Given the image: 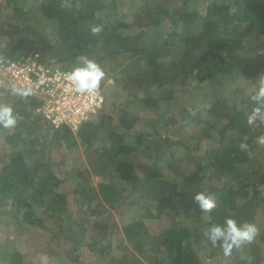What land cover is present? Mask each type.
<instances>
[{"label": "trees", "instance_id": "obj_1", "mask_svg": "<svg viewBox=\"0 0 264 264\" xmlns=\"http://www.w3.org/2000/svg\"><path fill=\"white\" fill-rule=\"evenodd\" d=\"M25 1L0 0V65L37 53L42 62L69 71L76 57L84 56L103 69L102 90L108 82L122 84L125 106L111 105L112 113L103 109L98 120L84 121L72 132L46 123L26 96L0 89V101L11 105L17 118L14 127H0L5 132L0 227L19 230L12 251L0 241V263L27 264L31 255L62 258L63 249L51 248L72 241L65 224L76 223L74 215L81 214L86 224H78L80 234L93 231L85 244L98 260L92 264H264V121L247 119L256 106L250 96L264 75V0H212L203 10L190 4L188 11L192 0H145L130 24L110 19L107 25L102 22L113 14L110 0H34L30 9ZM161 22L172 31L163 33ZM34 24L50 28V41L28 44ZM96 25L101 31L92 34ZM215 80L221 84L213 94L215 118H208L213 109L203 117L208 105L200 102L205 107L184 105L159 117L160 131L153 127L159 121L149 112L156 115L190 88ZM141 119L151 133L133 134ZM78 148L81 158L72 159L68 171L63 163ZM52 151L58 160H51ZM197 192L214 197L210 212L192 199ZM179 201L193 209L191 226L173 219L149 235L145 221L161 222ZM130 206L136 218L125 209ZM112 211L120 218L126 214L123 242L114 249L111 239L119 228ZM228 217L251 222L258 231L252 242L225 256L205 232ZM19 245L25 253L17 251Z\"/></svg>", "mask_w": 264, "mask_h": 264}, {"label": "rangeland", "instance_id": "obj_2", "mask_svg": "<svg viewBox=\"0 0 264 264\" xmlns=\"http://www.w3.org/2000/svg\"><path fill=\"white\" fill-rule=\"evenodd\" d=\"M23 1V0H22ZM34 0H26L25 2H22L23 5L25 6L26 9H30L34 6L33 4ZM41 0H35V2H40ZM113 2V6H114V10H113V14L111 13L110 17L105 19L102 24L103 25H107V22L110 21V19H114L117 20L119 22H124L127 24H130L133 21V15L138 11L139 8L143 7L144 4L143 2L145 0H110ZM158 0H150V4L157 2ZM177 1V0H175ZM210 1L212 0H192L191 2L187 3V7L184 8L186 9V11L189 10V8L191 7L190 4H192L194 7H198V9L203 10L204 6L206 4H208ZM217 2H221V0H214ZM229 0H222V2H227ZM3 22V17L0 15V24H2ZM163 29L164 32H170L172 31L170 29V26L167 22H161V27L160 30ZM168 29V30H167ZM125 32H127L128 30H123ZM176 32L180 33L182 32V30H180L178 28V30H176ZM162 39L165 36L164 34H162ZM51 38V30L48 26H46L45 24H43L42 26L38 25V24H34L33 25V29H32V33L29 35V37L27 38L28 44H30L32 41L33 42H39L40 40L44 39V40H49L50 41ZM32 40V41H31ZM170 43H174L175 40H170ZM180 46V45H179ZM180 49L179 47L173 51L172 54V58L176 59L178 57V54L180 53ZM65 59L69 62H71L70 64L72 65V59L68 56H65ZM221 84L215 80L210 84H206L200 87H197L196 90L190 88L189 92L186 93L185 95L179 97L176 99L175 102L171 103L170 105H165L162 108L160 107V110L157 111L156 115L151 114L150 112L148 113V115H150V118L152 116H154L158 121L159 124L156 126L155 123H153V127L156 128V130H161L160 128L163 127V123L160 121L159 117H162L164 114H167L169 112H176V110L184 105H188L191 107L192 104H196L195 106L199 109L205 107V106H200L198 105V103L200 102H204L206 103L205 105H208V107L204 108L203 110V117L208 116V112L206 110H212L214 108L213 106V102L215 101L213 99V94H216L217 92H220ZM103 96H104V110L103 112L105 113H112V106H119V107H124L125 106V95L123 94L122 91V84H117L115 81L112 82H108L105 85V89L103 90ZM0 103H4L7 104L5 101L1 100ZM163 105V104H162ZM192 108V107H191ZM215 109V108H214ZM214 109L210 112L211 115L208 118H215L213 116L216 115V110L214 111ZM127 112L129 113H133L134 111L131 110L129 107H127ZM176 124H174L175 126ZM191 127H193L191 125ZM148 127L145 126L143 124V120L141 119L138 123H136L133 127V134L134 132H139V131H145L146 133H151L149 129H147ZM5 137V132L0 131V166L2 165V158L5 155V145L3 144V139ZM49 135L46 137V141H51V139H49ZM51 160L53 161L54 159H57V155L55 153V151H52V156H51ZM81 158V150L78 148L72 152H69L67 154V157L65 159V162L63 163L66 167V169H68L69 171V166L72 164V159L75 160V162H77L79 159ZM144 163L147 162V160L144 158L143 160ZM66 163V164H65ZM63 165V167H64ZM64 168V171L67 170ZM63 170V169H62ZM69 178L71 179V175L69 176ZM98 178H94L93 179V183L96 184V182L98 181ZM70 182V181H69ZM108 182V181H107ZM113 185L120 187V186H124V185H120L118 183V181L116 180H112ZM130 191V190H129ZM128 201L131 200V198L127 199ZM191 205L188 201H179L175 204L172 205L171 210L169 215L166 218H163L161 220V222H158L156 220H146V227L148 229V234L149 235H155L157 233H159L161 231V229H163V227H167L170 224H172L171 222H173V219H177L179 222L185 224V225H190L192 224V222L194 221V219L196 218V216L191 215V210L190 209ZM132 206H130L129 208L125 209H129L130 214L132 213L134 218H136V213L133 211ZM139 208V207H137ZM135 210V208H134ZM112 218L115 221V223L118 226V236H114V238L111 239V243L113 245V247L111 249H114V246L117 245L120 241L123 242V238L120 236V229L123 226V222H124V218H126V214H124L121 218L118 215V211H112ZM188 214V215H187ZM186 215V216H185ZM76 223H73L72 220H70L69 222H67L65 224L67 231L65 229V234L67 238H70L72 241L70 242H65V240H61V242L59 243L60 245L58 246H53L51 249H55V250H60L63 249V257L62 258H48L46 255H35V256H29L25 258V262L28 264H92V262L94 261H98L96 258H94L93 254H91L87 247L85 246V244H87L88 242V238L92 235V232H89L87 226L85 225L84 228H87L86 233H84L83 235L80 234V230L78 228V224H86V219L84 216H82L81 214H76L74 215ZM96 232H94L95 234ZM30 236L32 237V239H36V235L34 234V232H30L29 231ZM17 237V239L19 238V230L14 229H7L4 227H0V241L5 244V249L8 251H12V241ZM16 240V239H15ZM15 241L13 244L14 246L18 245V242ZM38 242H44L45 244L47 243V240H40V238L38 239ZM25 247L22 245L17 246V251H19L20 253H25ZM65 249V250H64ZM74 260V261H72ZM95 263V262H94ZM104 263V262H103ZM1 264V263H0Z\"/></svg>", "mask_w": 264, "mask_h": 264}, {"label": "built area", "instance_id": "obj_3", "mask_svg": "<svg viewBox=\"0 0 264 264\" xmlns=\"http://www.w3.org/2000/svg\"><path fill=\"white\" fill-rule=\"evenodd\" d=\"M66 70L48 62H42L37 53L0 65V89L13 92V88L27 91V98L36 107L34 113L54 129L67 126L75 132L88 120H98L104 108L103 90L99 87L95 96L75 93L65 79Z\"/></svg>", "mask_w": 264, "mask_h": 264}, {"label": "clouds", "instance_id": "obj_4", "mask_svg": "<svg viewBox=\"0 0 264 264\" xmlns=\"http://www.w3.org/2000/svg\"><path fill=\"white\" fill-rule=\"evenodd\" d=\"M92 34L99 33L101 27L99 25L90 28ZM103 69L93 60L84 56L76 57L71 69L64 74L65 79L69 82L71 89L80 95L86 97L95 96L100 87V82L104 77ZM13 94L27 95V91L21 88H13ZM250 100L255 102L248 123L260 119L264 121V75L259 77L257 88L254 94L250 96ZM17 124L16 115L11 105L0 103V127L9 129ZM260 143L264 144V138L260 139ZM247 144L241 143L240 148L246 150ZM192 199L198 205V208L204 212H210L215 206V199L211 194L197 192ZM257 227L251 222L237 223L233 218H225L223 225L213 224L205 232L207 240L213 247L217 245L221 248L223 254L228 256L231 250L240 248L241 245L253 241L257 234Z\"/></svg>", "mask_w": 264, "mask_h": 264}]
</instances>
